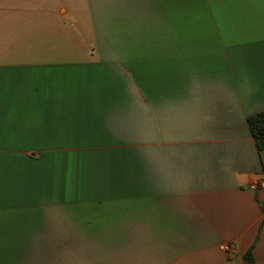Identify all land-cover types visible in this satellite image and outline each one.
I'll list each match as a JSON object with an SVG mask.
<instances>
[{"label":"crops","instance_id":"crops-1","mask_svg":"<svg viewBox=\"0 0 264 264\" xmlns=\"http://www.w3.org/2000/svg\"><path fill=\"white\" fill-rule=\"evenodd\" d=\"M49 3L95 47L0 23V264H264V0Z\"/></svg>","mask_w":264,"mask_h":264},{"label":"rangeland","instance_id":"rangeland-1","mask_svg":"<svg viewBox=\"0 0 264 264\" xmlns=\"http://www.w3.org/2000/svg\"><path fill=\"white\" fill-rule=\"evenodd\" d=\"M0 0V6H5L7 9L0 10V23H10V31H6L9 34L11 40L16 39L18 30V21L24 23H32L27 30L30 34L31 41H26V47L35 49V47L40 46L41 54L43 57L50 55L67 56L70 59H84L86 55L91 54V47H95L94 34L93 31L87 29L84 22L80 23L83 25V29L72 30L67 26H64L60 32H56L51 29V26L58 25L55 21V15L51 12H41V13H21V10L26 7H41L46 10L53 9V5L49 2L53 0ZM71 3L72 10L82 9L81 0H64ZM36 2V3H35ZM29 4V5H26ZM32 4V5H30ZM14 6V7H13ZM14 8V9H12ZM80 18L85 17L82 13L78 14ZM83 16V17H82ZM64 18L62 21H65ZM87 26V25H86ZM49 39H52L56 43V50L49 52L45 50V43H49ZM53 42V41H52ZM90 48V49H89ZM89 49V50H88ZM13 52V53H12ZM11 52V56H17L15 52H20L19 46H15L14 50ZM28 52V51H27ZM40 52V51H39ZM96 53V51L94 50Z\"/></svg>","mask_w":264,"mask_h":264},{"label":"trees","instance_id":"trees-1","mask_svg":"<svg viewBox=\"0 0 264 264\" xmlns=\"http://www.w3.org/2000/svg\"><path fill=\"white\" fill-rule=\"evenodd\" d=\"M247 122L257 149H264V109L250 114L247 117ZM245 258L249 261L252 260L250 250L245 253Z\"/></svg>","mask_w":264,"mask_h":264},{"label":"built area","instance_id":"built-area-1","mask_svg":"<svg viewBox=\"0 0 264 264\" xmlns=\"http://www.w3.org/2000/svg\"><path fill=\"white\" fill-rule=\"evenodd\" d=\"M259 185L262 186V187H264V177H262V178L259 180ZM220 247H221V250H224V251L230 249V245H228V244H223V245H221Z\"/></svg>","mask_w":264,"mask_h":264}]
</instances>
